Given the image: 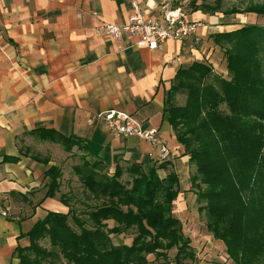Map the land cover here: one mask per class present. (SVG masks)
<instances>
[{"label": "trees", "instance_id": "obj_1", "mask_svg": "<svg viewBox=\"0 0 264 264\" xmlns=\"http://www.w3.org/2000/svg\"><path fill=\"white\" fill-rule=\"evenodd\" d=\"M223 1L196 7L193 0L192 5L195 12L215 13ZM239 13L264 17V0L225 15ZM210 39L224 56L227 74L216 71L209 59L181 67L166 91L163 116L184 147L181 156H189L195 168L189 180L200 188L198 212L206 216V231L224 243L233 264H264V25H244ZM178 95L185 96L182 106L175 104ZM25 135L57 144L66 153L83 152L73 170L92 204L82 219L62 194L68 211H49L35 223L27 233L29 246L15 251L19 264H154L148 256L166 261L170 253L175 264L195 262L193 241L175 214L182 191L173 160H152L148 167L117 162L109 168L78 136L47 128ZM32 157L47 167L45 197H56L62 169ZM130 232L135 233L130 245L113 243L112 236ZM45 240L49 247L42 244Z\"/></svg>", "mask_w": 264, "mask_h": 264}, {"label": "crops", "instance_id": "obj_2", "mask_svg": "<svg viewBox=\"0 0 264 264\" xmlns=\"http://www.w3.org/2000/svg\"><path fill=\"white\" fill-rule=\"evenodd\" d=\"M133 1L154 5V0H0V207L9 210L8 217L0 216V264H19L15 251L29 246L27 233L35 223L49 211L63 212L61 199L45 197L46 166L32 157L38 154L36 149L59 145L36 140L27 132L47 128L78 136L94 159L109 168L117 162L144 163L146 158L150 166L149 154H158L161 146L172 157L182 155L163 116L166 91L181 67L206 57H211L213 66L221 64L210 36L224 30L214 17L208 21L198 11L188 18L205 24L202 41L194 49L168 40L160 49L150 50L135 45L136 38L125 36L119 42L95 34L102 23L124 24ZM152 14L159 17L157 9ZM111 110L131 115L143 129H157L160 143L152 147L134 136L111 134L101 120L88 122ZM183 158L189 163L188 157ZM53 164L57 165L54 159ZM52 201L55 210L47 207ZM175 204L181 221L186 212L191 220L198 219L193 202ZM190 228L185 233L200 242L197 249L207 257L218 252L200 224Z\"/></svg>", "mask_w": 264, "mask_h": 264}, {"label": "rangeland", "instance_id": "obj_3", "mask_svg": "<svg viewBox=\"0 0 264 264\" xmlns=\"http://www.w3.org/2000/svg\"><path fill=\"white\" fill-rule=\"evenodd\" d=\"M192 2L193 0H185L179 4L180 6L183 7L184 11L188 15V18L190 15L198 12V11L195 12ZM213 2L214 0H197L196 7L200 6L202 3L213 4ZM250 2L256 5L262 4V0H224L220 11H217L215 13H203V10L201 9L199 11L202 14L206 15L205 18L208 21L210 18L214 17L213 20L215 22H218V24L217 23H214V24H217L216 26H221L222 30H224L223 32H226V31L228 32V30L229 31L236 30L238 28H241L244 25L253 24V23L264 25V17H261V16H256V15L246 14V13H239L236 15H225V13L229 12L232 8L239 9V10L244 9L245 6ZM217 53L218 55H220V57H222V61H221V64L220 63L218 65L214 64V69H217V71L219 73H222V75H226L227 73H226L225 64L223 61L224 56H222V53L219 51H217ZM207 59L211 61V57L210 58L206 57L203 60H207ZM184 103H185V96L178 95L176 98L175 104L178 106H182L184 105ZM179 145L182 148V153H183L184 147L181 144ZM43 148L40 149V151L38 149H36L37 151L35 150V152H38L37 156L43 159H49L50 163L54 159V161L57 163V165H59V167L62 169V172H63L62 188H61L60 193L56 195V197L60 199L62 194L65 195L67 198L70 199V203H69L70 209H73L74 211H76L77 214L82 217V219H86L87 217L85 214L82 213V211L86 209V205H90L92 203L86 199L84 188L73 170V166L82 163L80 156L83 155V152H80L75 148L73 151L74 155L69 156V155H64V152H62L61 150L62 148L61 146H57L53 148H50L49 146L46 149H43ZM64 156H67V157L64 158ZM186 157L189 158V156H186ZM89 159L92 160L91 157H89ZM167 159L169 160L174 159V170L177 172V174L179 175V179H180V188L182 191L181 194L183 195H179L176 202L180 200L183 203L188 204V206H191L190 204L191 202H193L192 205L195 208L197 207V210L195 211L198 212L199 202H198L197 193L200 188L198 187V185L192 184L189 180L193 172H195V168L190 163H185L184 158L180 155L172 157L170 153V156ZM145 160L146 162H144V165L145 167H148L150 159L146 158ZM157 161L162 163L165 160H161V161L157 160ZM123 166L127 167L128 165H123ZM123 178L125 180L127 176L125 175ZM183 196L185 197L182 198ZM50 204L54 205V202L53 201L52 203L50 202L47 207L55 210V208H52L54 206H51ZM66 209L67 207L63 204V206H61L59 210L64 212L66 211ZM177 215L179 214L177 213ZM181 218H182V223L185 228V232L188 229H191L190 227L193 226V224L194 225L200 224L204 228L203 230L204 233H208L205 228L206 216L204 213L198 212V219L196 220H191V216L189 215V212H186V215L181 213ZM70 224L73 228L77 229V227L75 226L72 220H70ZM134 236H135L134 232H130L128 234H122L119 236H112V241L115 245H124V244L130 245L132 243ZM214 243L218 245V252H216L214 255L207 257V254L202 253L203 250H201L200 247L198 249L196 248L197 247L196 245H199L200 242H194L193 240V246H194V249L196 250L197 257L194 263L190 262L189 264H198L200 263V261H204V260L207 261L209 264H233V261L229 259L228 256L225 257L226 253L224 252L225 251L224 243L220 240H214ZM42 244L45 247H49L48 240L43 241ZM208 247H211V246L209 245ZM148 259L154 264H157L159 262L164 263V264H175L174 253H170L168 260L166 261L163 259H160L159 261H154L155 257L153 255L148 256Z\"/></svg>", "mask_w": 264, "mask_h": 264}, {"label": "built area", "instance_id": "obj_4", "mask_svg": "<svg viewBox=\"0 0 264 264\" xmlns=\"http://www.w3.org/2000/svg\"><path fill=\"white\" fill-rule=\"evenodd\" d=\"M158 10V18L152 14ZM96 15V14H94ZM205 24L202 20H189L183 7L176 4V0H154V5L133 1L127 21L122 24L102 23L95 27L98 36H109L122 42L124 37L138 39L134 44L140 48L150 50L160 49L168 40L180 41L183 47L196 48L202 41V29ZM101 120L115 136H134L146 141L152 147L158 145L157 129H143L142 126L129 114L120 111H105L89 118L88 122ZM170 156L169 150L161 146L158 154L151 152L152 160H166ZM9 210L0 207V216L8 217Z\"/></svg>", "mask_w": 264, "mask_h": 264}]
</instances>
